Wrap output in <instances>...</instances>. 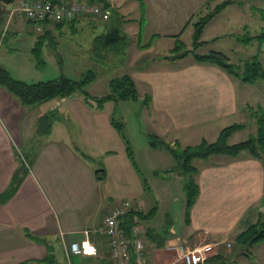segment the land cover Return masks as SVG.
Listing matches in <instances>:
<instances>
[{"label":"crops","instance_id":"0c3cea01","mask_svg":"<svg viewBox=\"0 0 264 264\" xmlns=\"http://www.w3.org/2000/svg\"><path fill=\"white\" fill-rule=\"evenodd\" d=\"M235 5L232 3L223 12ZM9 10L10 6L0 7V65L14 78L29 83L37 80L20 79L12 69L33 65L36 34L53 33V27L62 30L65 24L75 31L78 22L96 28L100 20L84 16L54 26L48 23L46 32L39 33L32 21L12 17ZM107 29L99 35L106 34L110 28ZM230 34L233 33L218 37ZM23 35L29 39L24 53L17 50L21 38L26 39ZM159 39L147 49L137 45V52L153 50ZM164 55L155 57L152 65L129 73L138 87V103L145 104L146 96L151 97L141 110L150 135L183 147L203 139L215 141L223 128L244 124V118H255L254 110L264 109V80L251 84L216 64L200 63L194 58L183 62L186 57L168 59ZM20 58L22 61L17 60ZM115 103L108 101L98 108L74 93L30 106L0 86V194L9 188L16 172L25 169L15 194L0 202V264H111L104 236L93 237L101 251L98 259L73 255L70 245L82 242L84 231L99 226L119 201L142 207L143 215L156 209L152 218L140 219L138 214L130 213L121 224L127 234L132 223L139 221L144 225L146 255L151 264L179 263L183 251L204 244L215 245L204 264L230 259L235 247L242 251L237 260L264 264V242L247 249L235 242L239 233L264 214V162L247 152L236 157L211 155L196 160L200 195L188 223L185 196L174 200L175 216L164 206L172 197L155 193L157 200L151 205L140 200L146 188L137 162L135 166L125 140L112 123L113 110L115 106L120 108L123 101ZM53 109L58 110L53 126L61 123L62 127L58 136H54L56 129L53 133L52 124L44 133L39 126L40 119ZM149 154L162 161L166 180L175 178L177 161L167 147H152ZM97 170H103L102 178ZM163 209L166 225H159L157 219ZM246 250L255 253V262L246 257Z\"/></svg>","mask_w":264,"mask_h":264},{"label":"rangeland","instance_id":"374dc122","mask_svg":"<svg viewBox=\"0 0 264 264\" xmlns=\"http://www.w3.org/2000/svg\"><path fill=\"white\" fill-rule=\"evenodd\" d=\"M107 1L110 5H114L113 11L116 13L107 21L98 20L96 28H92L90 24L78 22L75 31L69 24H65L62 30L53 27V33H46L41 36L42 38L36 34L37 40L33 44L34 47L38 46V39L43 40L41 45L42 60L36 59L32 51L33 65L25 68L21 65L19 68L12 69L14 75L20 79H36L37 81L38 79H56L63 75L72 79H82L90 70H93L96 72V78L86 85L87 91L93 96H107L113 92L110 83L112 79L139 70L141 67L152 65L155 61L153 59L157 56L164 54V57L170 56L171 50L175 46L176 36L179 34H181L180 38L184 43L179 54L191 50L198 53L219 50L227 53L232 59L231 62L235 64H244L256 56L264 62V43L256 40L250 43L239 42L232 36L233 34L236 37L243 36L246 33L256 35L264 30V11H261L264 9V0H235L234 3L237 5L230 7L228 11L220 12L207 24L202 36V40L205 42L198 48L193 47L194 23L201 17L212 13L215 6L224 0ZM11 15L12 17H19L15 12ZM54 24L51 22L52 26ZM112 26H118L124 30L128 35L127 39H121L113 45H106L103 40L98 42L96 36L101 32H106L107 28ZM141 29L143 44L147 43L152 35H161L156 42V47L145 53L137 52L138 35ZM37 32L42 33L44 31ZM229 33L233 34L228 37H218ZM23 36L26 39L21 38L17 48L22 53L27 51L25 45L29 43L28 37ZM131 45L133 48H130ZM1 46L2 41L0 42ZM22 56L25 57V55ZM185 57L183 62L193 59L192 53ZM17 60L22 61V58ZM24 64L29 65L25 62ZM142 89L141 86V91ZM76 93L81 94L80 91ZM258 94L260 93L258 92ZM81 96L83 97L82 94ZM51 104L47 105L49 109H52ZM143 106L145 108L146 104L138 103V101H123L120 108L115 106L113 113L117 120L125 123V134L129 136L132 144L134 143L132 146L140 172L147 179L152 189L149 190L146 187V193L140 197V200L143 204L149 205L151 202H156L155 193L163 198L172 197L173 199H169L164 206H167V211H171L172 215L175 216L173 202L176 199L179 201L182 196H185V176L182 174V170L178 169L174 173L175 178L166 180L164 176H167V172L162 168V161L149 154L152 149L149 145L150 130L148 124H146L147 127L143 122L141 114ZM57 112V109L51 110L48 120H45V122L51 121L50 123L54 127L53 133L56 129L54 136H58L62 131L61 123L53 126L57 119ZM242 123H244L245 128L233 133L229 139L230 143H238L256 135L258 127L256 118L246 117ZM21 152L24 153V149L21 148ZM165 215L166 209H163L157 219L158 224L160 222L165 223ZM261 218L264 220V214ZM246 253V257L251 262H255V253L248 250ZM240 256H242L240 247H235L230 259L221 258L219 261H214L213 264H245L244 259L237 260Z\"/></svg>","mask_w":264,"mask_h":264},{"label":"trees","instance_id":"16d2710c","mask_svg":"<svg viewBox=\"0 0 264 264\" xmlns=\"http://www.w3.org/2000/svg\"><path fill=\"white\" fill-rule=\"evenodd\" d=\"M16 0H0V7L6 8ZM84 1V0H79ZM92 2H98L102 4L105 8L111 9V16L116 13L113 11L110 3L107 0H86ZM235 0H224L221 3L217 4L212 13H209L200 19L196 20L194 23V32H193V47L198 48L205 41L202 40L203 33L207 24L222 12L226 7L230 4L234 3ZM264 11V9H261ZM30 21V20H29ZM75 21V20H74ZM70 21V22H74ZM65 22L56 23L63 24ZM48 27V23H45V32ZM46 34V33H45ZM43 34V35H45ZM40 35L39 37L42 38ZM128 35L119 28L118 26L110 27L109 31L106 34L99 35L96 40L99 42L103 40L106 45H113L115 42L124 39L126 40ZM161 37L160 34H154L148 40L147 43L143 44L142 42V29L138 35V46L141 49L150 48L155 39ZM181 34L176 36L175 46L171 50L170 56H166L168 59H178L183 58L190 53H192L195 61L200 63H210L216 64L223 68L229 74L239 78L243 82L256 84L260 81L264 80V62L259 59L258 56L253 58L252 60L246 61L244 64H235L231 62L230 58L226 53L219 50H211L208 53H198L194 50L186 51L184 53L179 52L184 47V43L181 40ZM218 39V38H215ZM237 39L242 42L250 43L252 41H259L260 43H264V30L256 35H250L246 33L243 36H237ZM43 40L38 39L37 45L33 48V54L35 58L38 60L41 59V45ZM127 49V47H126ZM96 78V72L90 70L86 76L82 79H72L68 76H61L56 79L45 80V81H37V82H26L23 80H19L14 78L11 73L5 69L2 65H0V86L7 88L11 93L19 98V100L24 105H37L57 97H69L80 91L83 95L84 100L89 105H97L98 108H102L104 104L108 101H114L119 103L121 101H138L139 100V91L136 84L135 79L129 73H126L120 77L114 78L111 80V86L113 92L107 96H93L87 91L86 85L90 84ZM151 100V97L148 95L145 98V104H148ZM253 116L257 120V132L256 135L251 138L238 142V143H230L229 139L233 133L237 130L243 129L244 124H232L225 128H223L215 141H208L203 139L200 143L196 145H188L185 147H181L178 143L176 145H171L164 140H160L157 135H150V145L154 148L158 147H167L174 158L177 161L178 169L182 170V174L185 176V198H186V221L189 223L191 221V210L194 204L197 201V198L200 195V186L197 182L196 175L199 173V169L195 165V161L198 159H207L211 155H228L236 157L244 151H247L252 157L260 159L264 162V109L257 108L253 112ZM112 123L117 127L119 132L121 133L123 139L125 140L127 146V152L136 166V160L134 155V150L131 141L125 134V123L123 121H119L115 118L114 113L112 114ZM48 120L47 117H42L40 119V130L46 132L51 127V121L45 122ZM30 162V161H29ZM32 162V160H31ZM30 162V163H31ZM25 169L17 171L15 177L5 192L0 194V202L7 201L11 196H13L20 184L22 176L24 174ZM100 171L97 170V174L100 178ZM143 182L145 188H149V183L147 179L142 175ZM156 209L151 212V214L143 215L142 212L138 213V218H152L155 215ZM235 242L237 245L245 247L246 249L250 246L258 244L260 242H264V220L260 217L256 222L249 225L243 232L239 233L235 237Z\"/></svg>","mask_w":264,"mask_h":264},{"label":"built area","instance_id":"2783aa9c","mask_svg":"<svg viewBox=\"0 0 264 264\" xmlns=\"http://www.w3.org/2000/svg\"><path fill=\"white\" fill-rule=\"evenodd\" d=\"M10 12H15L19 17L32 21L37 31H44L45 23L70 22L84 16L107 21L111 17V11L102 4L86 0H16L11 5ZM140 212L142 207L128 201H119L104 216L99 226L93 230L84 231L86 237L82 242L71 243V253L98 259L101 251L93 237L104 236L107 239L111 264H151L146 255L147 239L144 225L139 221L132 223L128 234L121 227L130 213ZM227 245L230 247L231 243ZM214 250V244L187 249L181 253L179 263L204 264Z\"/></svg>","mask_w":264,"mask_h":264},{"label":"water","instance_id":"95a60500","mask_svg":"<svg viewBox=\"0 0 264 264\" xmlns=\"http://www.w3.org/2000/svg\"><path fill=\"white\" fill-rule=\"evenodd\" d=\"M10 7H11V5H10Z\"/></svg>","mask_w":264,"mask_h":264}]
</instances>
